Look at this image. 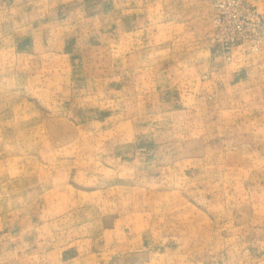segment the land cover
I'll use <instances>...</instances> for the list:
<instances>
[{
    "label": "rangeland",
    "instance_id": "1",
    "mask_svg": "<svg viewBox=\"0 0 264 264\" xmlns=\"http://www.w3.org/2000/svg\"><path fill=\"white\" fill-rule=\"evenodd\" d=\"M0 264H264V0H0Z\"/></svg>",
    "mask_w": 264,
    "mask_h": 264
},
{
    "label": "built area",
    "instance_id": "2",
    "mask_svg": "<svg viewBox=\"0 0 264 264\" xmlns=\"http://www.w3.org/2000/svg\"><path fill=\"white\" fill-rule=\"evenodd\" d=\"M236 27H238V23H236ZM238 41H240V38L238 36H230L226 39L225 44L228 45L229 43H237Z\"/></svg>",
    "mask_w": 264,
    "mask_h": 264
}]
</instances>
